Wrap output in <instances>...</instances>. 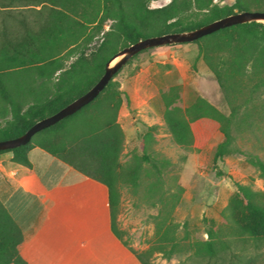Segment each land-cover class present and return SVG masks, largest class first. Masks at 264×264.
Returning <instances> with one entry per match:
<instances>
[{
  "label": "trees",
  "instance_id": "1",
  "mask_svg": "<svg viewBox=\"0 0 264 264\" xmlns=\"http://www.w3.org/2000/svg\"><path fill=\"white\" fill-rule=\"evenodd\" d=\"M12 0H7L11 2ZM87 0H23L25 10H7L0 20V99L10 103L11 117L0 126V139L23 133L36 120L47 116L89 89L102 75L107 60L122 46L146 34H160L171 31L193 29L215 18L229 14L249 3L264 10V0H233L219 4L214 0H169L160 6L149 7L148 0H89L102 9L100 21L111 19L110 28L105 31L99 52L89 60L79 61L64 74L49 94L46 81L53 72L62 68L61 55L44 49L48 36L68 26ZM1 4L0 8L10 7ZM40 5L37 7L36 5ZM81 7V8H80ZM251 9V8H248ZM211 33V32H210ZM199 36L193 40L199 41ZM144 49V48H143ZM72 53L69 48L66 54ZM199 53L208 62L220 85L233 88L236 74L250 73L254 78L251 91L264 85V22L249 20L238 22L212 31V41L199 42ZM98 55H100L98 57ZM33 71L39 78V92L25 108L19 106L24 88L31 85L34 78L28 75L16 77L17 71ZM118 68L105 86L89 102L56 122L36 131L23 144L0 149L10 151L12 160L30 165L28 150L34 145L62 159L82 173L94 177L108 187L110 223L112 231L121 238L117 227L119 191L116 188L119 154L123 145L124 132L117 120L122 102L121 91L113 78ZM19 74V73H18ZM178 94L163 91V119L173 139L181 146H198L201 128L212 127L210 118L218 123L222 138L214 150V159L232 151H241L234 142L232 127L246 123L250 115L249 106H231L225 114L210 104L202 96L188 106L176 103ZM210 117V118H209ZM207 125L199 129L197 123ZM152 126V125H151ZM151 130L143 136V153L134 154L130 175L136 180L141 171L142 160L149 158L146 152ZM143 155V157H142ZM152 159V158H151ZM259 169L264 181V161L257 154L248 158ZM158 159L150 163L160 178ZM160 162L168 163L163 157ZM228 218L229 233L225 236L219 229L207 230L208 236L195 242L191 255L207 257L212 264H253L254 256L245 254L243 249L229 250L235 243L233 234L241 246L247 242L255 248L264 246V190L253 189L248 184L237 182V190L222 210ZM162 232L163 239H170V249L176 245L172 235ZM22 232L9 210L0 199V264H27L18 251ZM141 264H160L149 257V249L137 252L130 248ZM178 264H184L179 262Z\"/></svg>",
  "mask_w": 264,
  "mask_h": 264
},
{
  "label": "rangeland",
  "instance_id": "2",
  "mask_svg": "<svg viewBox=\"0 0 264 264\" xmlns=\"http://www.w3.org/2000/svg\"><path fill=\"white\" fill-rule=\"evenodd\" d=\"M22 1L12 0L9 3L0 0V5L10 4V7L0 8V20L7 10L15 13L25 10L30 13V8H23ZM168 1L148 0L146 5L160 6ZM214 1L219 4L233 2ZM248 8L257 9L249 3L240 10ZM101 13V8L98 9L96 4L87 0L77 13H73V20L68 26L48 36L44 49L63 56L62 68L53 72L46 81L49 94L65 69L80 60H89L99 52L105 31L111 25V19L100 21ZM198 40L146 47L130 56L113 77L121 91L122 102L117 120L124 132L116 179L120 239L137 252L149 249L150 259L160 264H212L214 257L207 261V257L190 253L197 240L208 236L209 228L219 229L224 233L223 236L229 233L228 218L223 216L222 210L237 190V182L264 190L259 169L248 159L251 154H257L264 161V85L251 91L255 80L248 72L236 74L233 88L224 89L199 53V42L212 41V32L202 35ZM69 48L72 53L67 55ZM19 70L16 77L28 75L34 78L31 85L24 88L25 93L19 99V106L25 108L35 93L39 92L41 78L31 69L28 72L23 68ZM163 91L176 92V103L182 107L190 105L197 96H202L225 114H229L231 106H249L248 121L232 127L234 142L241 151L213 158L222 132L218 123L210 117L212 127L203 129L202 125L207 124L197 123L198 128H201L194 138L198 146L188 148L179 145L163 119ZM10 106V103L0 99V126H4L11 117ZM147 129L151 130L146 148L150 156L144 158L142 155L141 171L134 180L130 175L129 164L134 154L143 153L142 136ZM0 157V199H5L11 184L6 171V162L11 158V153H0ZM163 157L168 158L169 162L162 164L160 160ZM155 159L160 163V178L150 163ZM165 229L176 240L172 249L170 239L161 236ZM227 236L235 239L228 252L231 249H243L245 254L254 256L253 264H264V246L255 248L247 242L242 247L240 240L233 234Z\"/></svg>",
  "mask_w": 264,
  "mask_h": 264
},
{
  "label": "crops",
  "instance_id": "3",
  "mask_svg": "<svg viewBox=\"0 0 264 264\" xmlns=\"http://www.w3.org/2000/svg\"><path fill=\"white\" fill-rule=\"evenodd\" d=\"M28 158L7 160L11 184L1 199L21 229L27 264H141L112 231L105 183L38 145Z\"/></svg>",
  "mask_w": 264,
  "mask_h": 264
},
{
  "label": "water",
  "instance_id": "4",
  "mask_svg": "<svg viewBox=\"0 0 264 264\" xmlns=\"http://www.w3.org/2000/svg\"><path fill=\"white\" fill-rule=\"evenodd\" d=\"M253 19L261 21L264 20V10L235 9L229 14L215 18L193 29L148 35L121 47L107 60L104 72L89 89L60 107L55 112L36 120L23 133L14 137L0 139V149L10 148L26 143L36 131L56 122L62 117L74 112L85 103L89 102L105 86L114 72H116V70H118V68H120L130 56L142 50L143 48L175 41L193 40L220 27ZM115 58L116 60L112 62V60Z\"/></svg>",
  "mask_w": 264,
  "mask_h": 264
}]
</instances>
